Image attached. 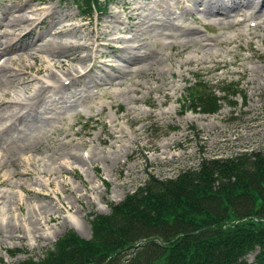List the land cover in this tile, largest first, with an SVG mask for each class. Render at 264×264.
I'll use <instances>...</instances> for the list:
<instances>
[{
	"label": "rangeland",
	"instance_id": "rangeland-1",
	"mask_svg": "<svg viewBox=\"0 0 264 264\" xmlns=\"http://www.w3.org/2000/svg\"><path fill=\"white\" fill-rule=\"evenodd\" d=\"M147 1L152 0H112L105 14L85 17L73 0H0V41L8 31L18 35L25 28L26 32L33 30V35L25 38L19 48L38 33L46 41L50 38L52 44L56 41L53 44L56 47L61 40L69 45V50L64 51L68 58L64 55L54 60L46 54L31 56L21 48H11L13 53L5 52L13 59V65L6 64L12 68L9 69L13 76L23 69L22 76L20 72L17 75L23 82L19 86L8 85L6 98L0 92V101L9 104L0 110V125L5 126H0V134L6 132L5 139L15 137L20 142L14 154L4 150L6 142L0 143V159L2 150L9 158L0 167V264H14L30 257L36 261L43 259L68 229L89 239L94 216L108 214L112 203H119L144 185L149 174L160 179L174 178L186 169L197 168L202 159L264 151V23H261L264 8L259 11L253 6L241 7L229 11V15L212 18L215 15L202 13L201 0H167L174 7L169 14L162 21L156 20L153 26L142 27L129 20L125 8L127 5L130 10L138 8ZM177 3L190 7L189 12L183 15V7ZM239 19L246 22L237 24ZM253 19L261 23H258L260 28L256 27L258 30L253 28ZM119 21L124 26L115 31L112 26H119ZM58 24L67 31L60 38L52 37L49 31ZM225 24L231 26L227 28ZM162 25L169 29L163 31ZM134 28L136 32H127ZM154 30H158L159 36ZM105 31L113 39L121 36L135 40L112 42L108 35L102 37ZM172 31H177L178 36ZM185 33L203 35L204 43L200 46L189 42L190 36ZM172 34L182 41L172 39ZM169 41L172 44H165ZM109 44L120 49L128 45L125 47L129 51L111 50ZM137 57L150 60L152 66L137 69L141 64L122 61ZM6 61L1 60L0 65ZM113 63L118 71L112 68ZM82 68L86 70L82 79L56 93L67 75ZM49 74L55 75L60 85L56 82L43 85L42 78ZM199 76L211 83L220 99L214 114L186 102L188 87ZM41 88L46 95L51 94L54 103L48 105L51 115L32 131L33 134L40 131L42 137L34 145L29 143L31 132L26 135L27 129L11 123V115L18 108L12 102L33 98L42 93ZM74 94L77 95L73 97ZM63 96L64 102L60 100ZM72 217L83 235L73 226ZM126 254L132 257L131 250ZM247 261L257 264L256 252L250 253Z\"/></svg>",
	"mask_w": 264,
	"mask_h": 264
},
{
	"label": "trees",
	"instance_id": "trees-1",
	"mask_svg": "<svg viewBox=\"0 0 264 264\" xmlns=\"http://www.w3.org/2000/svg\"><path fill=\"white\" fill-rule=\"evenodd\" d=\"M73 1L85 17L105 14L109 5ZM212 88L198 78L186 102L216 113L220 99ZM92 224L89 239L68 229L43 259L14 264H249L255 252L264 264V151L202 159L174 178L149 174Z\"/></svg>",
	"mask_w": 264,
	"mask_h": 264
},
{
	"label": "bare ground",
	"instance_id": "bare-ground-1",
	"mask_svg": "<svg viewBox=\"0 0 264 264\" xmlns=\"http://www.w3.org/2000/svg\"><path fill=\"white\" fill-rule=\"evenodd\" d=\"M40 1V0H39ZM51 1V0H50ZM29 2V1H28ZM43 2V1H42ZM158 2V4H156L155 5V7L156 8H158V10L160 11V13H161V15H162V18L161 19H163L166 15H168L169 14V12H170V9L171 8H174L173 6H170L169 5V1H167V0H158L157 1ZM174 2V1H173ZM27 4V3H26ZM130 4V3H129ZM174 4V3H173ZM199 4H200V6L202 7V13L204 14V15H215L214 17H212V18H217V16L219 17V16H221V15H229V11H232V10H238L239 8H241V7H251V6H253V7H257L258 8V10L260 11L261 9H263L264 8V0H201L200 2H199ZM24 5V4H23ZM127 5V4H126ZM177 5H178V7L180 6V7H183L182 6V4L181 3H177ZM128 6V5H127ZM16 7V6H15ZM133 8V7H132ZM190 8V7H189ZM189 8H187V7H183V8H181V10H182V13H183V15H185V13H188L189 12ZM11 9V8H10ZM43 9H45V8H43ZM245 9V8H244ZM37 10V9H36ZM125 10H126V8H125ZM201 10V9H200ZM19 11V10H18ZM35 11V10H34ZM33 11V12H34ZM39 11V10H38ZM245 11V10H244ZM243 11V12H244ZM259 11H257V12H259ZM238 12V11H237ZM35 13V12H34ZM241 13V12H240ZM248 13V12H247ZM127 14V13H126ZM172 14V13H171ZM252 14V13H251ZM259 14V13H258ZM41 15V14H40ZM245 15V14H244ZM39 16V15H38ZM71 16V15H70ZM74 16V15H73ZM21 17H23V16H21ZM40 17V16H39ZM38 17V18H39ZM111 17V16H110ZM115 17V16H114ZM237 17V16H236ZM257 17V16H256ZM17 18H19V16L17 17ZM28 18V17H27ZM45 18V17H44ZM117 18V17H116ZM128 18V17H127ZM262 18V17H261ZM34 19V18H33ZM32 19V20H33ZM62 19V18H61ZM155 20L156 19V16H155V14L152 12V13H149L148 14V16H145V18H143V22H147V20ZM250 19V18H249ZM257 19V18H256ZM260 19V18H259ZM21 20V19H20ZM41 19H38V22L40 21ZM119 20V19H118ZM131 20V19H130ZM172 20V19H171ZM254 20V19H253ZM262 20V22L261 23H264V19L262 18L261 19ZM17 21V20H16ZM27 21H30V19L28 18L27 19ZM161 21V20H160ZM227 21V20H226ZM233 21V20H232ZM246 21V20H245ZM248 21V20H247ZM256 21V20H255ZM18 22H19V20H18ZM25 22V21H24ZM62 22V21H61ZM110 22V21H109ZM120 22V21H119ZM171 22V21H170ZM249 22V21H248ZM258 22V21H257ZM42 22H40L39 24H38V28H39V26H40V24H41ZM114 23V22H113ZM224 23V22H223ZM229 23V22H228ZM260 23V22H259ZM260 23V24H261ZM63 24V23H62ZM115 24V23H114ZM130 24V23H129ZM131 24H133V23H131ZM215 24V23H214ZM220 24V23H219ZM231 24V23H230ZM232 24H233V22H232ZM10 25V24H9ZM16 25V24H15ZM30 25V24H29ZM128 25V24H127ZM170 25V24H169ZM226 25V24H225ZM233 25H235V24H233ZM248 25H250V24H248ZM0 26H2L1 25V23H0ZM64 26H66V25H64ZM74 26V25H73ZM106 26V25H105ZM124 26V24L122 23V22H120L119 23V26H112L113 27V29L115 30V31H118L120 28H122ZM141 26L143 27L144 26V24H141ZM151 26H153V25H151ZM215 26V25H214ZM229 26V25H228ZM231 26V25H230ZM229 26V27H230ZM238 26V25H237ZM240 26V25H239ZM246 26V25H245ZM244 26V27H245ZM27 27V26H26ZM67 27V26H66ZM76 27V26H75ZM110 27V26H109ZM132 27V26H131ZM181 27V26H180ZM211 27H212V24H211ZM226 27H227V25H226ZM229 27H227V28H229ZM233 27V26H232ZM235 27V26H234ZM233 27V28H234ZM259 27V26H258ZM37 28V29H38ZM61 28H63V27H61ZM61 28H60V24H58L57 26H55V27H53V29H52V31H49V34L52 36V37H58V38H60V37H62L65 33H66V31H67V29H62L61 30ZM65 28V27H64ZM130 28V27H129ZM148 28V27H147ZM160 28H163V31H166V30H168L169 28H168V26L167 25H162ZM221 28V27H220ZM254 28V27H253ZM260 28V27H259ZM17 29V28H16ZM15 29V30H16ZM69 29V28H68ZM125 29H127V27H125ZM156 29H158V28H156ZM173 29V28H172ZM212 29V28H211ZM223 29H225V27L223 28ZM257 29V28H256ZM10 30V29H9ZM13 30V29H12ZM11 30V31H12ZM21 30V28H19L18 29V31H20ZM30 30V29H29ZM148 30H150V29H148ZM183 30V29H182ZM258 30V29H257ZM263 30V29H262ZM261 30V31H262ZM3 31V30H2ZM78 31V30H77ZM76 31V33H78ZM135 31V28L134 29H128L127 30V32H134ZM140 31H141V29H140ZM187 31V30H186ZM264 31V30H263ZM9 32L10 31H8L6 34H4L3 36H1V38L3 39L2 41H0V61L1 60H3V59H7V61H6V63L4 64V65H2V66H0V92H3L2 93V96L4 97V98H6V97H8L7 96V92H6V90H8V85L10 86H12L13 84H16V86H17V84H18V86L19 85H22V82H23V80H22V78L21 77H18L17 75L19 74V72L21 73L20 75L22 76V74H23V69H19L18 71H16L15 73H16V75H12V73H11V71H10V69H12L10 66H7L6 64L7 63H11L12 65H13V59L11 58V57H9L8 55H5V52H9V53H13L14 51H11L10 49L11 48H15V49H25L26 50V52L25 53H27V52H30V55L31 56H34V55H37V54H42V55H44V54H46V55H48V56H51V57H53V60L54 59H61L64 55H66V53H64V51H66L67 52V49H68V47H69V45H65L64 44V42H62V40H61V42H59L58 44H59V46H54L53 44L56 42H54L53 44H52V41L50 40V38H49V40H47L46 41V38L44 37V35L43 34H40V33H38V36H36V37H34V38H30L27 42H26V44L24 45H22L20 48H19V44H22L23 43V41H24V39L25 38H27L28 36H30V35H33V30H30V31H28V32H26V29L24 28H22V30L20 31V33L18 34V35H16V33H12V32H15V31H12L11 32V34H9ZM70 32V31H69ZM136 32V31H135ZM143 32H144V30H143ZM146 32V31H145ZM154 32L155 33H157V35H158V30H154ZM176 33H177V31H175ZM175 32H173L172 31V33H175ZM244 32V31H243ZM248 32V31H247ZM114 33V32H113ZM138 33V32H137ZM2 34H3V32H2ZM101 34V33H100ZM196 34H198V36H196L195 37V34L194 33H185V35L187 36V35H189L190 36V40H189V42H191V41H194V44L195 43H197V44H199L200 46L202 45V43L201 42H203L204 43V38H203V35L201 36L199 33H196ZM74 35V34H73ZM72 35V36H73ZM109 36V33H108V31L106 32H104V33H102V37H104V36ZM113 35H115V34H113ZM145 35V34H144ZM167 35H168V33H167ZM9 36H10V38H9ZM15 36V37H14ZM107 36V37H108ZM118 36V35H117ZM138 36H140V35H138ZM142 36V35H141ZM159 36V35H158ZM177 36H178V33H177ZM176 36V34L174 35V34H172V36H171V38L173 39L174 37L176 38L177 37ZM179 36H180V34H179ZM83 37V36H82ZM110 38H112L111 40H109V41H112V42H125V43H128V42H130L131 40H135L134 38H132V39H124L123 37V39H121V36H120V39H116L115 37H114V39H113V36L111 35V36H109ZM155 37H156V35H155ZM103 39V38H102ZM179 39V38H178ZM209 39H211V38H209ZM214 39V38H213ZM216 39V38H215ZM53 40V39H52ZM106 40V39H105ZM108 40V39H107ZM175 40V39H174ZM176 40H177V38H176ZM207 40V39H206ZM219 40V39H218ZM39 41H42V43L41 44H38V42ZM157 41H158V38H157ZM156 41V42H157ZM177 41H182V40H177ZM185 41V40H184ZM213 41V40H212ZM228 41H230V40H228ZM66 42H68V41H66ZM71 42V44H72V41H70ZM69 42V43H70ZM176 42V41H175ZM107 43V42H106ZM170 43V41L168 42V43H165V44H169ZM206 43V42H205ZM216 43V42H215ZM225 43V42H224ZM228 43V42H227ZM230 43V42H229ZM68 44V43H67ZM170 44H172V43H170ZM177 44V43H176ZM176 44H174V45H176ZM178 44H179V42H178ZM177 44V45H178ZM182 44V43H181ZM57 45V44H56ZM77 45H80V44H77ZM92 45V44H91ZM110 45V44H109ZM124 45V44H123ZM130 45V44H129ZM137 45V44H136ZM140 45V44H139ZM207 44H205V46H206ZM218 45V44H217ZM221 45V44H220ZM68 46V47H67ZM74 46H76L75 44H74ZM94 46V45H93ZM99 46V45H98ZM125 46H128V45H125ZM124 46V48H119V47H117L116 45H110L109 46V49H111V50H118V51H125L126 49H127V52L129 51L128 50V47H125ZM131 46V45H130ZM129 46V47H130ZM164 46V45H163ZM169 46V45H168ZM171 46V45H170ZM185 46V45H184ZM194 46V45H193ZM172 47V46H171ZM174 47H177V46H174ZM181 47V46H180ZM186 47V46H185ZM207 47V46H206ZM205 47V48H206ZM213 47V46H212ZM70 48H72V47H70ZM82 48H84V47H82ZM88 47L87 46H85V49H87ZM90 48H91V46H90ZM142 48V47H141ZM201 48V47H200ZM14 49V50H15ZM76 49V48H75ZM123 49V50H122ZM137 49V48H136ZM140 49V48H139ZM17 50H15V51H17ZM69 50V49H68ZM72 50V49H71ZM90 50V49H89ZM85 51V50H84ZM135 51H137V50H135ZM205 51V49L203 50V52ZM210 51V50H209ZM75 52V51H74ZM139 52V51H138ZM23 53V52H22ZM110 53V52H109ZM144 53V52H143ZM142 53V54H143ZM150 53V52H149ZM155 53H157V52H155ZM154 53V54H155ZM205 53V52H204ZM75 54V53H74ZM77 54H79V53H77ZM120 54V53H119ZM125 54H127V53H125ZM153 54V53H152ZM151 54V55H152ZM135 55H138L136 52H135ZM141 55V54H140ZM157 55H158V53H157ZM67 57H65V58H68V56H69V54L68 55H66ZM71 56V55H70ZM147 56V55H146ZM6 57H9V58H6ZM36 57V56H35ZM41 56H39V58H40ZM42 57H44V56H42ZM77 57V56H76ZM134 57V56H133ZM136 57V56H135ZM141 57V56H140ZM38 58V57H37ZM73 58V57H72ZM83 58V57H82ZM125 58V57H124ZM128 58V57H127ZM35 59V58H34ZM43 59V58H42ZM88 59V58H87ZM91 59V58H90ZM170 59V58H169ZM72 60V59H71ZM50 61V60H49ZM83 61V60H82ZM122 61L123 62H127V63H130V64H132V65H134V64H136V65H139V64H141L139 67H137V69H143L144 67H146L147 65H149V64H151V66H152V63H150L151 61L150 60H148V59H145L144 57H143V59L141 60V59H139L138 57L136 58V59H130V61H126L125 59H122ZM115 62H116V60H115ZM153 62V61H152ZM190 62H191V60H190ZM194 62V61H193ZM15 63V62H14ZM62 63H63V61H62ZM73 63V62H72ZM186 63V62H185ZM45 64H46V62H45ZM49 65H52V63H48ZM55 64V63H54ZM108 64V63H107ZM190 64V63H189ZM15 65V64H14ZM135 65V66H136ZM111 66H112V68L113 69H116V71H118V67H116L115 65H114V63H113V65L111 64ZM120 66V65H119ZM84 67V66H83ZM154 67V66H153ZM10 68V69H9ZM23 68H24V66H23ZM129 68V67H128ZM151 68V67H150ZM27 69V68H26ZM33 69V68H32ZM87 69V68H86ZM130 69V68H129ZM133 69V68H132ZM84 70L85 69H80V71L79 72H77L76 74H78L77 76H81L82 75V72H84ZM136 70V68L133 70V71H135ZM146 70V69H145ZM86 71V70H85ZM121 71V70H120ZM140 71V70H139ZM147 71V70H146ZM146 71H143L144 73L146 72ZM89 72V71H88ZM125 72V71H124ZM127 72H128V70H127ZM130 72H132V71H130ZM136 72V71H135ZM138 72V71H137ZM122 73H123V71H122ZM126 73V72H125ZM139 73V72H138ZM25 74V73H24ZM55 74V73H54ZM126 75H127V73H126ZM134 75H136V74H134ZM68 77H67V80H69L70 82H73L74 80H75V78L77 77H75L74 76V74H71V75H67ZM18 77V78H17ZM42 79H44V84L43 85H45V84H49V83H52V84H55V82L56 83H58V80H57V78H56V76L55 75H48V76H45L44 78H42ZM82 79V78H81ZM119 79V78H118ZM10 80V81H9ZM115 81V80H114ZM42 82V81H41ZM60 82V81H59ZM25 83V82H24ZM26 84V83H25ZM59 85H60V83H58ZM59 85H57V87L59 86ZM116 85V84H115ZM119 85H120V82H119ZM49 86V85H48ZM62 86V87H61ZM64 86V87H63ZM67 85L66 84H64V83H62V85H60L59 86V88H58V91L56 92V93H58V92H61V90L62 89H65V87H66ZM117 86V85H116ZM15 87V86H14ZM22 87V86H21ZM52 87V86H51ZM56 87V88H57ZM45 87H43V89H44ZM53 88V87H52ZM23 89H25V88H23ZM27 89V88H26ZM42 89V88H41ZM43 89H42V93L41 94H34V95H36L35 97H33L32 98V96L31 97H27V98H25V99H22L21 101H20V103L18 102V103H15V102H12V105H16L18 108H17V111H15L16 110V108H15V110L13 111V114L11 115L12 117H11V123L13 122L14 124H18L19 126H21V128H25V129H27L26 130V132L25 133H27V132H31L32 133V131H34V129H36V128H38V126H40V123H42V120H44L45 118H46V116H49V114H50V108H48V105H50L52 102L54 103V101H52L51 100V94L48 96V95H46V93L43 91ZM69 89V88H68ZM68 89H66V90H68ZM47 90V89H46ZM53 90V89H52ZM51 90V91H52ZM55 90V89H54ZM10 91V90H9ZM13 91V90H12ZM39 91H41V90H39ZM48 91V90H47ZM49 92H50V89H49ZM69 92V91H68ZM48 93V92H47ZM52 93H54L53 91H52ZM55 93V94H56ZM17 94V93H16ZM16 94H15V96H16ZM25 94V93H24ZM58 94H60V93H58ZM72 94V93H71ZM77 94H79L78 92H77ZM77 94H74V95H72L73 97L74 96H76ZM57 95V94H56ZM1 96V95H0ZM25 97V96H24ZM53 97H55V96H53ZM20 98H22V97H20ZM19 98H17V100H18ZM60 100L61 101H63L64 102V100H65V97L63 96V97H60ZM72 100H73V98H72ZM10 101H12V100H10ZM19 101V100H18ZM1 103H0V110L2 109L1 107H3V109L5 108V107H7V105H9V104H6V103H4L3 101H0ZM7 102V101H6ZM80 102V101H79ZM11 105V104H10ZM15 106V107H16ZM9 108H11L10 106H8ZM14 107V106H13ZM56 107V106H55ZM69 107V106H68ZM2 109V110H3ZM8 109V108H7ZM62 109V108H61ZM68 109V108H67ZM11 110V109H10ZM10 110H8V111H10ZM58 110V109H57ZM56 110V111H57ZM73 111V110H72ZM4 112H7V111H4ZM54 112V111H53ZM62 112V111H61ZM9 113V112H8ZM60 113V112H59ZM65 113V112H64ZM2 114V113H1ZM0 114V115H1ZM4 114V113H3ZM51 115V114H50ZM56 115V114H55ZM10 116V115H9ZM8 116V118H9V120H10V117ZM54 116V115H53ZM62 116V115H61ZM64 116V115H63ZM55 117V116H54ZM3 118H5V117H3ZM63 118V117H62ZM1 120H3V119H1ZM5 120H6V118H5ZM4 120V121H5ZM55 120V119H54ZM3 121V122H4ZM3 122H1V123H3ZM10 122V121H9ZM9 122H6V123H9ZM45 122V121H44ZM57 122H59V121H57ZM5 123V124H6ZM7 125V124H6ZM1 126V125H0ZM4 126V125H3ZM3 126H1V127H3ZM51 126H53V125H51ZM5 127V126H4ZM10 127V126H9ZM43 127H45V124L43 125ZM43 127H41L42 129H40V130H43ZM8 128V127H7ZM13 128V127H12ZM4 129V128H3ZM22 129V130H23ZM5 130V129H4ZM21 130V131H22ZM48 130H52V129H48ZM48 130H47V132H48ZM0 131H2V130H0ZM45 131H46V129H45ZM5 132V131H4ZM35 132V131H34ZM33 132V133H34ZM40 132V131H39ZM39 132H38V134H33L32 136H31V142L29 141V143H31V144H36V143H39L41 140H42V137L40 136V134H39ZM43 132V131H42ZM47 132H44V133H47ZM37 133V132H36ZM7 133L5 132V133H3L2 134V132H1V134H0V143H2V142H6V149H4V150H6V151H8V152H10L11 154H14L15 152H16V150L19 148V140L17 141L16 139H14V138H8L9 140H7V139H5V135H6ZM10 134V133H9ZM21 135V134H20ZM26 135H31V134H29V133H27ZM42 135H44L43 133H42ZM7 136V135H6ZM47 136V135H46ZM45 136V137H46ZM9 137H12V136H9ZM18 137V136H17ZM24 138V137H23ZM20 139H22V138H20ZM26 139V138H25ZM27 140V139H26ZM19 142V143H18ZM26 144V143H25ZM30 144V145H31ZM21 146V145H20ZM24 146V145H23ZM38 147V146H37ZM39 147H40V145H39ZM20 148H23V147H20ZM27 148V147H26ZM25 148V149H26ZM35 149H38V148H36V147H34ZM4 150H2L3 152H4V155L3 156H1V159H0V167H2L3 166V164H2V161H4V159H6L7 158V153L4 151ZM23 151H24V149H23ZM22 152V151H21ZM71 153V152H70ZM64 154V153H63ZM72 154V153H71ZM10 156H13V155H10ZM76 156V155H75ZM20 157V156H19ZM65 157V156H64ZM73 157V156H72ZM13 158V157H12ZM7 159H9V158H7ZM19 159V158H18ZM74 159V158H73ZM14 160V159H13ZM21 160V159H20ZM35 160V159H34ZM41 160V159H40ZM6 161V160H5ZM33 161V160H32ZM76 161V160H75ZM11 162V161H10ZM15 162V161H14ZM21 162V161H20ZM24 162V161H23ZM43 162V161H42ZM37 163V162H36ZM24 164V163H23ZM27 164V163H26ZM35 164V163H34ZM17 166V165H16ZM5 169V168H4ZM9 174V173H8ZM7 174V175H8ZM9 176V175H8ZM13 176V175H12ZM19 176V175H18ZM7 177V176H6ZM3 181V180H2ZM7 181V180H6ZM5 183V182H4ZM20 189V188H19ZM1 200V199H0ZM72 220L74 221V223H73V226L76 228V230L81 234V235H83L82 233H81V231L79 230V228H78V223H77V220H76V218L75 217H72Z\"/></svg>",
	"mask_w": 264,
	"mask_h": 264
}]
</instances>
